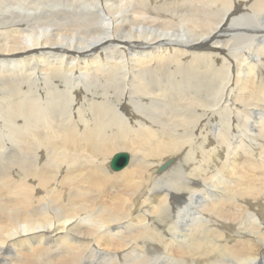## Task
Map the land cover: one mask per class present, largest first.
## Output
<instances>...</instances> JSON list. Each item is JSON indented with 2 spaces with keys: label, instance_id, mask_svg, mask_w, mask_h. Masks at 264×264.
<instances>
[{
  "label": "bare ground",
  "instance_id": "1",
  "mask_svg": "<svg viewBox=\"0 0 264 264\" xmlns=\"http://www.w3.org/2000/svg\"><path fill=\"white\" fill-rule=\"evenodd\" d=\"M103 255L264 264V0H0V264Z\"/></svg>",
  "mask_w": 264,
  "mask_h": 264
},
{
  "label": "water",
  "instance_id": "2",
  "mask_svg": "<svg viewBox=\"0 0 264 264\" xmlns=\"http://www.w3.org/2000/svg\"><path fill=\"white\" fill-rule=\"evenodd\" d=\"M130 154L128 152L116 153L111 161V168L114 170H120L126 167L130 162Z\"/></svg>",
  "mask_w": 264,
  "mask_h": 264
},
{
  "label": "rangeland",
  "instance_id": "3",
  "mask_svg": "<svg viewBox=\"0 0 264 264\" xmlns=\"http://www.w3.org/2000/svg\"><path fill=\"white\" fill-rule=\"evenodd\" d=\"M113 158V157H112ZM176 162V161H175ZM173 166V165H172ZM156 172H158V171H156ZM157 174H159V172L157 173ZM162 246H164V245H162ZM163 249H164V247H163ZM165 255V253H163V256ZM113 256V255H112ZM101 257H103V261L105 262V263H109V258L111 257H108V255L106 256V255H103V256H101ZM106 257V258H105ZM108 258V259H107ZM160 258H162V256H159L158 257V259H160ZM90 259V261L92 262L94 259L93 258H89ZM156 260H157V258H155ZM100 259H96V261H99ZM106 260V261H105ZM120 261H119V263H117V264H122L123 263V260H122V257H120V259H119ZM88 261V258H86V260H84V262L86 263ZM110 264V263H109Z\"/></svg>",
  "mask_w": 264,
  "mask_h": 264
}]
</instances>
